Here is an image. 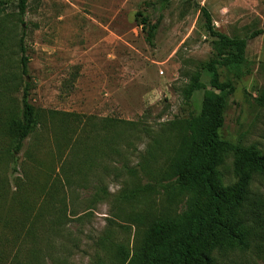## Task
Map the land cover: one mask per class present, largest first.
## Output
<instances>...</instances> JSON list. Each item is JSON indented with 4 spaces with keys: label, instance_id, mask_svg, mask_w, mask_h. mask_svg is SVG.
<instances>
[{
    "label": "rangeland",
    "instance_id": "obj_1",
    "mask_svg": "<svg viewBox=\"0 0 264 264\" xmlns=\"http://www.w3.org/2000/svg\"><path fill=\"white\" fill-rule=\"evenodd\" d=\"M156 2L25 0L21 14L19 0H0V264H123L142 231L132 215L180 210L181 198L167 200L162 173L184 121L200 111L204 89L191 86L209 88L206 66L224 53L201 8L229 37L262 32L247 41L250 75L237 80L216 67L235 88L221 135L264 155V105L256 101L264 93V0H171L162 11ZM139 14L158 25L153 45ZM25 83L35 124L16 165L13 128ZM86 136L90 161L74 155ZM112 138L116 145L101 140ZM233 161L230 154L219 168L224 185L236 180ZM252 177L251 192L264 196V174ZM134 182L151 190L122 201ZM214 256L218 264H262L237 246Z\"/></svg>",
    "mask_w": 264,
    "mask_h": 264
},
{
    "label": "trees",
    "instance_id": "obj_2",
    "mask_svg": "<svg viewBox=\"0 0 264 264\" xmlns=\"http://www.w3.org/2000/svg\"><path fill=\"white\" fill-rule=\"evenodd\" d=\"M170 1L157 0L155 6L162 11ZM19 9L23 14L25 0H19ZM201 12L207 33L216 39L218 48L224 53L219 60L206 66L211 73L209 88L200 83L191 86L192 92L204 89L200 111L184 121L183 133L162 173L167 181L163 187L167 200L171 202L181 198L182 206L177 212L147 211L132 215L131 220L142 231L132 250L126 253L123 264H218L215 252H226L233 246L253 252L264 264V196L250 190L253 173L264 174V155L255 146L242 147L221 135L226 102L235 88L231 80H221L216 67L224 68L237 80L250 75L252 69L245 58L247 41L262 32H253L243 39L229 37L215 29L207 9L201 8ZM139 16L146 39L153 45L158 25L150 21V15ZM23 40L24 36L19 40L20 67L21 74L27 76L29 58ZM28 87L29 84L25 83L22 88L21 115L13 128L12 163L16 165V154L35 124ZM256 101L264 105V93ZM101 140L109 145H116L117 141L116 138ZM88 141L87 136L83 137L77 141L78 148L74 147V155L84 161H90ZM114 154L119 153L115 150L109 156ZM230 154L234 155L236 180L224 185L219 168ZM128 174L134 177L135 171L128 169ZM77 182L86 181L79 178ZM64 183L69 186L74 180L68 176ZM150 188L134 182L132 187L121 191L120 199L133 201L149 193ZM66 216L65 204L60 202L58 223L61 224Z\"/></svg>",
    "mask_w": 264,
    "mask_h": 264
}]
</instances>
